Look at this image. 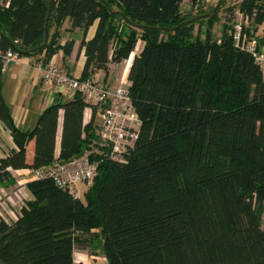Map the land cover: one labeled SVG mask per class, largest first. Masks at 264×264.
I'll list each match as a JSON object with an SVG mask.
<instances>
[{"label": "trees", "instance_id": "trees-1", "mask_svg": "<svg viewBox=\"0 0 264 264\" xmlns=\"http://www.w3.org/2000/svg\"><path fill=\"white\" fill-rule=\"evenodd\" d=\"M184 1L0 0V120L15 143L0 158V188L16 181L12 170L68 162L97 138L79 92L53 101L29 130L15 123L3 95V54L43 55L44 63L60 48L69 55L75 41L60 45L66 20L85 33L81 77L131 58L127 81L141 119L127 160L103 161L84 200L49 178L27 182L31 198L18 220L0 221V263L74 264L76 249L98 241L107 264H264V78L232 36L237 13L256 36L264 0L227 9L221 0L216 12L206 0L183 10ZM46 24L47 46L33 51L45 42Z\"/></svg>", "mask_w": 264, "mask_h": 264}, {"label": "built area", "instance_id": "built-area-1", "mask_svg": "<svg viewBox=\"0 0 264 264\" xmlns=\"http://www.w3.org/2000/svg\"><path fill=\"white\" fill-rule=\"evenodd\" d=\"M248 17L241 14L232 28V36L237 47L251 53L261 68L264 78V45L260 36H250L246 30ZM19 54L10 49L3 54L4 68L17 61ZM130 63H127L128 70ZM44 83L59 92L73 98L81 93L88 103L87 110L95 116L97 138L90 142L87 150L68 162L57 163L45 169H29L30 180L52 179L57 186L68 190L73 196L82 199L93 185L99 173V167L105 160L123 163L135 147L139 137L141 119L133 104L130 83L122 79L121 83H106L94 76L83 78L70 73L59 59L53 56L47 63L42 60L36 64ZM127 72V71H126ZM20 180L18 187L8 190L0 188V221L13 223L18 220L23 203L31 198L26 186ZM82 187V188H80ZM84 188V189H83ZM107 262V258L103 256Z\"/></svg>", "mask_w": 264, "mask_h": 264}, {"label": "crops", "instance_id": "crops-1", "mask_svg": "<svg viewBox=\"0 0 264 264\" xmlns=\"http://www.w3.org/2000/svg\"><path fill=\"white\" fill-rule=\"evenodd\" d=\"M221 0H206V7L216 6ZM184 3L188 4L190 8L189 0H185ZM186 10V9H185ZM224 14V15H221ZM220 16H226V12L221 13ZM241 17L240 13H237ZM225 17H222L220 22H218L214 31L221 26V31L216 34L217 38H220L222 34L223 23ZM264 25V24H263ZM97 23L92 25L87 31L86 39H91L96 31ZM262 27V26H260ZM85 33L83 30L77 28L72 29L70 21L66 20L64 25L61 27V38L60 45L63 47L68 41L74 40V48L69 55H65L64 49L60 48L55 57L63 64V66L72 74L76 76H82L86 55L85 49L81 47V42L83 40ZM43 59V55L30 56L25 55L19 57L17 61H13L8 64L3 70V95L4 98L12 112L15 123L22 129L29 130L35 127L38 118L43 110L49 106L55 100H69L66 94L60 93L56 88H51L47 86L42 78L41 72L36 68V64ZM131 61V59H130ZM114 64L110 65V69ZM128 71V70H127ZM126 73V71H125ZM109 73L103 70L95 73L94 77L102 80L106 83H111L109 79ZM125 79V75L123 76ZM91 113L89 110H85L84 123L90 121ZM63 124V110L60 111L59 118V136L61 135ZM57 144L58 155L60 152V138ZM15 147L14 140L12 138L11 131L5 122L0 120V158L5 157L10 149ZM35 151V142L32 141L27 147V158L28 162H32ZM29 169L12 170L13 172H19ZM15 177V175L13 174ZM28 178V177H27ZM24 178L23 180L28 182L30 178ZM16 179V177H15ZM22 180V181H23ZM11 185L8 182L5 186ZM84 189V188H83Z\"/></svg>", "mask_w": 264, "mask_h": 264}, {"label": "rangeland", "instance_id": "rangeland-1", "mask_svg": "<svg viewBox=\"0 0 264 264\" xmlns=\"http://www.w3.org/2000/svg\"><path fill=\"white\" fill-rule=\"evenodd\" d=\"M237 0H229L227 2V4L225 5L227 9V7L233 5L234 3H236ZM189 6L187 3H183L182 4V9L185 10L187 9ZM224 11V10H223ZM225 12V11H224ZM223 13V12H222ZM224 15V14H221ZM225 17V16H222ZM236 21H240L241 17L237 16V18L235 19ZM221 31V26L217 29V32L214 31V34H218ZM215 34V35H216ZM257 34L264 38V25H262V27H260V29L258 30ZM142 47V43L140 42L138 44V48L137 51H139ZM127 61L123 62L122 64L116 65L114 64L112 66V68L109 71V79L110 82L113 84H119L121 83L123 76L125 75V80H127V72L125 73L126 67H127ZM59 145V143H58ZM59 147L57 148V153H58ZM13 174L16 177V181L14 183L10 182L11 185L5 186L7 187L8 190L13 189L14 187L19 188L18 187V182L20 180H23L24 178L29 179L30 178V174L29 171L24 170V171H19V172H13ZM31 181V180H30ZM82 188V187H80ZM89 190V189H88ZM84 200V198H82ZM103 253H102V243L101 242H96L95 246H92L88 249H76L75 252V260H74V264H80V263H86V264H107V262L105 260H103ZM0 264H5V263H0Z\"/></svg>", "mask_w": 264, "mask_h": 264}, {"label": "water", "instance_id": "water-1", "mask_svg": "<svg viewBox=\"0 0 264 264\" xmlns=\"http://www.w3.org/2000/svg\"><path fill=\"white\" fill-rule=\"evenodd\" d=\"M220 2L214 8V12H216L218 10V7L220 5ZM51 12H52V3L50 5L49 16L51 15ZM45 36H46L45 42L40 47H38L37 49H34L33 51H36L38 49H44L47 46L48 39H49V30H48V25L47 24H46V35ZM9 41H11V40L9 39Z\"/></svg>", "mask_w": 264, "mask_h": 264}, {"label": "bare ground", "instance_id": "bare-ground-1", "mask_svg": "<svg viewBox=\"0 0 264 264\" xmlns=\"http://www.w3.org/2000/svg\"><path fill=\"white\" fill-rule=\"evenodd\" d=\"M130 59H131V58H130ZM130 59H129V60H127V62H129V63H130V62H131V61H130ZM125 71H127V70H125Z\"/></svg>", "mask_w": 264, "mask_h": 264}]
</instances>
